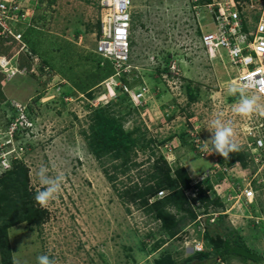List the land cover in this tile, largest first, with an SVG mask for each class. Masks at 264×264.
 Here are the masks:
<instances>
[{
  "label": "rangeland",
  "instance_id": "1",
  "mask_svg": "<svg viewBox=\"0 0 264 264\" xmlns=\"http://www.w3.org/2000/svg\"><path fill=\"white\" fill-rule=\"evenodd\" d=\"M29 5L33 8L29 23L36 30L27 39L22 36L27 51L11 64L29 63L31 68L20 67L16 74L5 69L8 73L2 88L7 99L0 101V131L4 129L1 136L5 137L7 116L14 112L8 103H31L34 114L31 112L29 135L25 131L18 138L27 147L18 155L28 167L30 186L37 192L42 190L37 175L41 166L48 169L50 177L63 179L54 201L47 207L38 203L48 211L40 227L22 222L9 228L15 264H37L40 255H48L54 264H154L164 252L178 262L193 256L197 246L208 250L206 233L212 237L226 234L225 226L234 231L225 236L231 241L241 236L264 259V224L256 225L251 217L264 207V198L252 205L239 198L234 191L243 179L238 164L223 170L218 156L214 166L211 154L199 156L197 148L190 146V142L203 139L202 145L210 150L209 131L216 119L233 129L238 143L243 138L241 124L247 120L235 111L240 95L228 91L235 85V68L223 53L210 57L200 40L211 31L207 9L194 7L192 0H133L132 14L138 15L139 23L131 30L129 70L123 79L114 80V73L99 76L94 65L97 0H29ZM26 23L17 29L25 30ZM13 50L6 56L12 57ZM138 77L145 87L139 102L115 98L116 90L109 95L115 85ZM188 83L196 86L193 99L188 97ZM36 95L39 99L33 101ZM98 107H107L121 118L125 130L136 125L146 129L154 141L155 154L162 153L174 166H185L193 183L207 177L222 195L224 215L218 221L206 218L203 226L193 221L183 233L153 249L152 244L162 236L157 222L143 209L123 203L118 191L140 181V176L144 177L140 171L145 172L155 156L148 161L149 150H137L132 160L143 163L129 170V177L118 171L117 178L109 180L103 169L112 173L110 166L118 159L102 165L89 152L83 134L89 132L92 110ZM19 141L12 146H19ZM11 162L8 167L0 163V173L10 168ZM149 232H153L152 237ZM210 255L208 259L194 257L190 264H220L216 253ZM243 262L231 258L229 264ZM253 264H264V260Z\"/></svg>",
  "mask_w": 264,
  "mask_h": 264
},
{
  "label": "trees",
  "instance_id": "2",
  "mask_svg": "<svg viewBox=\"0 0 264 264\" xmlns=\"http://www.w3.org/2000/svg\"><path fill=\"white\" fill-rule=\"evenodd\" d=\"M202 1L192 0L193 4L201 3ZM137 18L138 15L134 13L132 17V30L139 23ZM95 26L96 33H98L99 18ZM35 30V26H26L25 30L21 31V36L27 39L29 38L28 35L31 32L34 33L33 31ZM77 33L78 30L75 31V35ZM9 40L11 42L8 45ZM129 44L130 46L132 45L131 37ZM19 45L20 42H17L11 36L2 37L0 38V54H6L11 46L17 47ZM93 57H96L94 65L100 71L99 76L114 73L110 60L102 58L96 53L93 54ZM19 66L25 67L27 70L31 68L29 63H20ZM125 74L126 72H123L120 77H117L123 79L122 76ZM3 78L4 74L0 73V101H6L7 99L2 88ZM142 81L138 77L124 83L127 86L133 87L134 84L142 83ZM85 88L86 86H84ZM186 88L188 90V97L193 99V96L196 94L193 90L196 89V86L192 87L188 83ZM116 91L115 98L129 97L127 92L122 88L117 87ZM32 99L33 101L38 100L39 95H36ZM30 104L28 103L26 106L27 110L30 111L29 117L32 118L31 112L34 114V111ZM8 105L9 109H12L10 103ZM104 107L92 110V123L89 125V132H83V134L85 135L84 138L89 152L99 159L102 165L106 161L118 159V162L110 166L114 169L112 173H109L107 168L103 169L109 180L113 181L116 179L118 171L120 174H126L129 177L128 171L143 163L144 160L141 162L132 160L137 150H141L142 152L149 150L146 157L148 161L150 157L155 156L153 162L149 164L150 166L145 172L141 173L139 170L140 175L144 174V177L140 176V181H133L130 185L122 189L120 188V191H118L123 203H131L143 209V212L151 220L157 222L158 230L162 232V236L152 244L153 249H156L163 242L167 241L168 238L171 240L183 233L186 230L185 226L193 222L198 214L219 211V208H223L222 198L216 193L213 188L214 184L208 181L207 177L193 183L185 166H174L172 165L173 162H170L162 153L155 154V147L152 145L154 141L151 136L146 135V129H142L136 125L130 130H125L122 125V119L115 117L110 109ZM180 139L183 140V137L181 136ZM192 144L193 141L190 142L191 147ZM246 155L245 150L240 148L238 152L230 153L228 159L218 154V161L226 169L236 164L245 167L247 165ZM219 177L220 175H218ZM158 191L164 192L161 197L157 196ZM36 194L37 191L29 183L27 165L22 159H13L10 168L0 173V264H15L9 241L8 230L10 227L19 225L22 222L40 227L47 219L48 211L46 208L38 205L35 199ZM150 199L153 200L150 201ZM221 215L223 214H219L218 218H216L217 221ZM225 229L227 230L226 234H219L215 237L206 233L205 238L208 242L206 247H208V250L195 251L193 256L186 257L178 262L173 259L172 254L164 252L159 258L154 259V264H190L194 257L196 259H208L213 252L220 257L221 261L217 262L220 264L221 262L229 264L231 258H238L244 261L243 264H248L249 262L253 264L255 261L264 260L261 255L249 248L241 236L231 241V237L225 235H230L234 231L228 226H225ZM152 234L153 232L147 233L149 237H152ZM145 245L146 243L142 242L144 248Z\"/></svg>",
  "mask_w": 264,
  "mask_h": 264
},
{
  "label": "built area",
  "instance_id": "3",
  "mask_svg": "<svg viewBox=\"0 0 264 264\" xmlns=\"http://www.w3.org/2000/svg\"><path fill=\"white\" fill-rule=\"evenodd\" d=\"M193 5L206 8L210 14L211 31L204 33L200 39L211 55L209 56L225 54L237 73L235 85H254L247 88L246 93L258 97L260 104L264 105V0H203ZM132 9L133 0H97L99 32L93 52L111 61L115 70L114 76L129 70L127 58L130 49ZM32 14L33 8L30 9L29 0H0V37H13L20 42L19 49L27 51L25 43L21 40L22 33L16 30L15 26L26 22L28 25ZM10 42L9 40L8 43ZM8 63L2 56L0 67L4 70L10 69L12 74L19 72L18 67L11 68ZM124 89L135 101H139L141 92H135L125 86ZM10 106L14 112L7 116L6 136H1L4 129L1 128L3 131H0L2 167H8L11 159L20 158L18 154L26 150L27 147L21 144L18 138L25 131L29 135L27 129L32 125L30 111L26 105L10 102ZM241 126L243 138H239L238 144L247 154V165H237L238 170L241 169L240 175H243V179L240 180L242 182L236 183L234 191L249 204H258L260 197L264 198V114L253 113L247 116ZM15 141H19V146L14 148L12 145ZM208 150L207 147L201 148L200 156L207 154L205 152ZM216 156L218 155H214V166ZM223 170H227L226 167H223ZM231 187L232 185L229 190ZM163 193L158 191L157 196L161 197ZM221 212L222 210L198 214L194 223L203 226L202 221L206 218L216 220V216ZM251 217L256 225H263L264 207ZM201 248L197 246L196 249Z\"/></svg>",
  "mask_w": 264,
  "mask_h": 264
},
{
  "label": "clouds",
  "instance_id": "4",
  "mask_svg": "<svg viewBox=\"0 0 264 264\" xmlns=\"http://www.w3.org/2000/svg\"><path fill=\"white\" fill-rule=\"evenodd\" d=\"M30 20L32 22V19H30ZM19 25L20 24H17L15 26V29L18 30V31H22V30L17 29V27H19ZM29 25L34 26L33 24H30V23L27 26H29ZM0 38H2V37H0ZM9 44L10 43H8V45ZM12 48H15L16 52H13V53H14V55H16V59H17V57H19L21 55V53L25 52V50L19 49V46H17V47L16 46H11L10 50ZM0 56L1 57L4 56L5 58L10 59L8 65L11 68L14 67V66L20 68V66H19L20 63L19 64H15L14 66L11 64L13 56L10 57V58L7 57L5 54H2ZM0 72L3 73L4 75H6V73H8L7 71H4V69L2 67H0ZM16 73H20V72H15L13 74H16ZM116 79H120V78L117 77V76H114V80H116ZM120 85L121 86L115 85L114 89H110L108 91L109 95L110 96L114 95L115 94V90H116L117 87L118 88H122L125 92H127L124 89V86H125L128 89H132L135 92H141L142 93L139 101L143 98L144 93H145V92H143V91H145L144 90L145 87H144L143 83H138L136 87L127 86L125 83L120 84ZM249 87H254V85L247 84V85H243V86L242 85L229 86V89H228L229 94H231V95L239 94L240 97H241L238 105L235 108V111L238 114L243 115V116H250L253 113L264 114V105H261V104L258 103V97H256V96H248L246 94V90ZM111 93H114V94H111ZM127 94H128L129 99L131 101H133L134 103L139 102V101H135L132 98L130 93L127 92ZM209 132L212 133V137H211V139H209L210 142H211V148H210V150L206 151L205 153H207V155L211 154L210 156L213 158V160H214V155H212V153H217L220 156L224 157L225 159H228L230 153L238 152L240 150V145L234 139V135L235 134L233 132V129L230 126H228L227 124H225L222 120H220V119L214 120L212 122V129ZM202 143H203V139H196V141L193 142L194 145L192 144V148H197V152L199 153L200 149L204 148ZM199 156H200V154H199ZM18 159H20V158H18ZM11 160H13V159H11ZM37 175L39 177L40 183L42 184L43 188H42V190L37 192V194L35 196V199L42 207H47V205L50 202L54 201L57 198V195H58V193H59V191L61 189V182H62L63 178L62 177H55V178L50 177L48 175V169L46 167H44V166L40 167V169L38 170ZM152 200L153 199H150V201H152ZM223 208H224V205H223ZM223 208H220L218 210L221 211V210H223ZM219 214H222V213H219ZM219 214L216 216V218H218ZM201 249H195V251H200ZM37 264H54V260L52 258H50L48 255H40L37 258Z\"/></svg>",
  "mask_w": 264,
  "mask_h": 264
},
{
  "label": "crops",
  "instance_id": "5",
  "mask_svg": "<svg viewBox=\"0 0 264 264\" xmlns=\"http://www.w3.org/2000/svg\"><path fill=\"white\" fill-rule=\"evenodd\" d=\"M9 51H10V49H9ZM9 51H8V52H9ZM13 52H16V51L13 50ZM6 54H7V53H6ZM6 54H5V55H6ZM0 55H2V54H0ZM12 55H14V53H13ZM12 60H16V55L13 56V59H12ZM16 62H17V61H16ZM12 65L14 66L15 64H12Z\"/></svg>",
  "mask_w": 264,
  "mask_h": 264
}]
</instances>
